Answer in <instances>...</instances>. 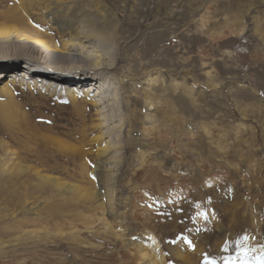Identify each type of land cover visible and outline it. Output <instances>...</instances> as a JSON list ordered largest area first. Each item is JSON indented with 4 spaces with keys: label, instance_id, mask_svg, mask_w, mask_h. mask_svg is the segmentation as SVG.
Returning <instances> with one entry per match:
<instances>
[{
    "label": "rangeland",
    "instance_id": "374dc122",
    "mask_svg": "<svg viewBox=\"0 0 264 264\" xmlns=\"http://www.w3.org/2000/svg\"><path fill=\"white\" fill-rule=\"evenodd\" d=\"M35 1L46 38L82 32L107 52L124 119L117 170L100 171L110 153L92 91L0 79V264H264V0ZM241 38L248 54L233 52ZM15 165L47 189L24 196Z\"/></svg>",
    "mask_w": 264,
    "mask_h": 264
},
{
    "label": "bare ground",
    "instance_id": "6f19581e",
    "mask_svg": "<svg viewBox=\"0 0 264 264\" xmlns=\"http://www.w3.org/2000/svg\"><path fill=\"white\" fill-rule=\"evenodd\" d=\"M4 2L6 3H4L5 7L3 10H0V51H3L2 53H8V50H16L17 52H22L21 55H23V53L25 55L22 59H19L20 62H16V59L14 60L15 56H11L12 60L10 61L0 62V79L7 76L5 84L17 81L22 82L25 79H30L34 83H39L40 81L48 79L49 83L55 81L56 86L63 90L66 89L74 97L78 94L89 97V93L92 91V98L94 101L91 107L98 109L99 119L101 120L100 125L104 127L101 136L105 138L108 137V141H106L103 150L104 152L110 153V156L103 161L100 171H107L114 174L117 170V162L111 166L113 163L111 159L119 155V150H117L118 146L116 144L118 140H115L116 142L111 140L115 133L116 136H120V134H117L119 129L116 131V128L124 118L122 119L121 90L112 82L114 77L111 72L114 66L112 63L106 61L107 52L100 48L99 45V47L95 49L89 44H85L86 42H90V39L82 32L77 34L75 40L65 43L60 42L57 36L54 38L53 36L46 38L42 32L33 26V22L49 29L51 27H49L48 21L44 23L38 22L34 18L35 16H32L30 13L32 9L40 8L43 5L40 2H36L35 0H24L21 3H14L13 0H4ZM95 34L102 43L110 39L104 31L95 30ZM61 35H63V33ZM1 59H7V57L2 56ZM31 59H36L37 61L34 62L31 61ZM74 59L81 60L83 63L86 62V64H88L85 67L86 69L80 71L81 73L79 74L81 75L76 73L61 75L54 72L63 61H73ZM57 62H59V64ZM77 107L81 109H83V107L87 108V104L79 102ZM18 156L17 158L23 160L22 156ZM0 168V171H4L3 162ZM11 170L13 173L11 175L12 182L14 183L16 181L18 183L20 182V185H24L23 194L27 198L33 196L36 192L45 191L49 185V179L41 175L35 167H30L28 165H25V167H18L15 165ZM1 182L3 183L4 179H2ZM16 186L19 185L16 184ZM19 190V188L14 190L16 201L15 210H18L17 206L20 205L19 200L22 197L20 196ZM47 195L50 200L52 199L54 201L57 199L56 195ZM58 207L59 204L55 203L54 207L48 210L49 213L54 215ZM236 210L240 211L239 209ZM237 215H240L239 212H237ZM240 217L238 218L241 219L242 217ZM243 221L244 220H242V222ZM29 222L30 219L25 221L16 220L15 224H17V228L23 230ZM24 230L26 231V227Z\"/></svg>",
    "mask_w": 264,
    "mask_h": 264
},
{
    "label": "built area",
    "instance_id": "2783aa9c",
    "mask_svg": "<svg viewBox=\"0 0 264 264\" xmlns=\"http://www.w3.org/2000/svg\"><path fill=\"white\" fill-rule=\"evenodd\" d=\"M235 54H248L250 52V40L248 38H241L233 47Z\"/></svg>",
    "mask_w": 264,
    "mask_h": 264
}]
</instances>
